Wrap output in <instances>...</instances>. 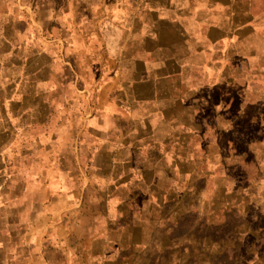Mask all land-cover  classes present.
Masks as SVG:
<instances>
[{"label":"crops","instance_id":"crops-1","mask_svg":"<svg viewBox=\"0 0 264 264\" xmlns=\"http://www.w3.org/2000/svg\"><path fill=\"white\" fill-rule=\"evenodd\" d=\"M263 56L264 0H0V264H212L189 84Z\"/></svg>","mask_w":264,"mask_h":264},{"label":"rangeland","instance_id":"rangeland-1","mask_svg":"<svg viewBox=\"0 0 264 264\" xmlns=\"http://www.w3.org/2000/svg\"><path fill=\"white\" fill-rule=\"evenodd\" d=\"M258 63L261 66L227 64L219 80L213 74L205 79L197 68L191 76L189 85L198 96L195 105L212 91L224 94L223 108L209 120L200 106L195 113L191 154L195 173L204 171L210 160L229 194L224 214L218 215L219 226H202L195 220V261L264 264V56ZM205 236L216 249L212 255L202 249Z\"/></svg>","mask_w":264,"mask_h":264}]
</instances>
